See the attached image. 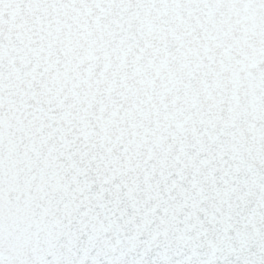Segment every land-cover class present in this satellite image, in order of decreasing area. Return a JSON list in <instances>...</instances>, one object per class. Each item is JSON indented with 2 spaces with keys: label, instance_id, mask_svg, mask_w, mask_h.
Listing matches in <instances>:
<instances>
[{
  "label": "snow or ice",
  "instance_id": "1",
  "mask_svg": "<svg viewBox=\"0 0 264 264\" xmlns=\"http://www.w3.org/2000/svg\"><path fill=\"white\" fill-rule=\"evenodd\" d=\"M0 264H264V0H0Z\"/></svg>",
  "mask_w": 264,
  "mask_h": 264
}]
</instances>
